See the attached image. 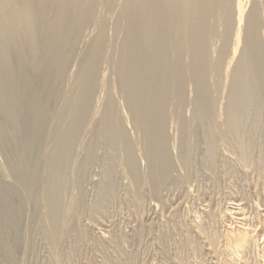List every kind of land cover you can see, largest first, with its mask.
<instances>
[{
    "label": "rangeland",
    "instance_id": "obj_1",
    "mask_svg": "<svg viewBox=\"0 0 264 264\" xmlns=\"http://www.w3.org/2000/svg\"><path fill=\"white\" fill-rule=\"evenodd\" d=\"M101 10H103V9H101ZM101 10H98L97 14H98V16L101 17V19L104 18L102 29H106L105 30L106 32H104V33H106V35H108V36L105 35L108 39H107V43L105 45V48L103 49V51L102 50L100 51V53H103L101 58L99 55L100 53L96 54L98 57V60L101 59L103 61H101V60L98 61V63H99L98 70L100 69L99 70L100 72L97 71V75H99V76L96 75L97 80H95L98 83L97 84L98 86L94 83L95 84V86L93 85L94 88L93 87L90 88L92 90V92L89 90L90 93H93V96L90 94L92 100H90V103L88 104V108L93 107V110L90 108V110L92 112L94 111V108L96 106L99 107L98 109H101L102 111H106L107 109L108 110H114V111L118 110L117 111L118 112L117 116L119 119L118 123L121 126V131H118V132L122 133L123 135L125 133L129 134L130 135V136L128 135L129 137H127V134H125L123 136V139L125 141H127V138H128L127 143H129V144H130V142H132V143L130 144V148H128V150H127L126 146L122 145L120 143V141H118L119 139H118V134H117L118 132L117 131H111L110 133L112 135H110V133H107L109 135H107V134L106 135L105 134L100 135L99 134V133H101L100 123H97L98 120L93 119V113L91 111L89 112V109L87 111V115L84 116L81 120H79V123H77L76 126H73L74 125L73 122L75 121L74 118H76V115H77L75 111H77V109L82 108L77 103V101L79 99L77 98L76 93H75L76 87L74 89V85L76 84V81L74 79L77 76V74H79L80 69L82 67V65H81L82 59H84L83 56L89 55V53L95 54L94 53L95 52L94 51L95 45L94 46H92V45H93V43H95V40L98 37L97 35L100 34V29H98V27L96 25L91 24V25L87 26L83 30L84 32L81 34V37H80L79 41L77 42V44L79 43L78 45L81 49L84 48V46H83L84 44H85V48L82 51L77 46L79 48V50L76 47L77 49H76V53L73 56L74 58L72 57L73 61L71 60L70 62L67 63L66 67L69 66L70 69L66 68L68 70L67 71L68 74L66 72V78H64V80H63L64 82L62 81L64 83V86L67 84L66 87H64L62 85V82H60L61 84L60 85L58 84L57 86H56V83H54V84L52 83L50 86L46 87V90H48V92H47L44 88H38L37 87L38 85H37L36 80L39 79V77H36L37 75L35 77H31V78L28 76L29 79L24 83L25 80H23L22 76H24V75H22L23 74L22 71H20V70L18 71L17 68L13 67V70H11L9 72V70H10L9 69L6 72L3 69L1 70V68H0V76H2V72H3V73H5V74H3L4 79H6V80H4L3 77H0L1 78L0 81L2 82V84L0 83L1 88H3L2 90H6V91L2 92V90L0 89L1 90V92H0V97H1V99H0L1 100V103H0L1 104V106H0V127H1V129H0V131L2 130L0 133H2L4 135V137L5 136L9 137V134H10V137L9 138L5 137V139L2 136V134H0L2 136V137L0 136V141L2 142V143L0 142V145L6 144L5 145L6 147L9 145L7 147V149L9 148L8 152L6 151L5 153H2L1 154L2 157H0V164H2L0 166V174L3 175V176L0 175V211H1L0 212V236L3 235L2 237H0V238H2V240H0V264H8V263L10 264V263H12V261H13L12 264H20V263L21 264H52V263L55 264L56 262H57L56 264H64V263L70 264V262L72 264H106V262H107V264H114V263L130 264V262H133V264H186V263L187 264H201V263H199V261L203 257L205 259L206 264H209V263L214 264L215 261L217 262V256L215 253H213V252L211 253V248L209 246H206V243H204V242H206L205 239L198 238L197 241L202 247L199 246L198 250L200 253H197L198 252L197 250H195V251H193V249L191 250L192 247L189 248L186 246H180L179 245L181 242L179 230L183 229L185 227V226L183 227L182 225H185V224L189 225L191 223L192 219L195 217V212H199L201 215L203 214L202 216L205 218L209 213H214L215 209H216L215 211H217V207H218V205H220L219 202H221L222 205H225L224 203L229 202L230 199H232V198L237 199L239 202H241L240 204L244 203L242 205V208L247 213H244V211H243V214H245V218H248L249 223L252 225H255L256 227L259 225V223H258L259 222V216L256 214L257 210H258V208H260L259 210L264 211V208H263L264 207V200H263L264 199V197H263L264 191H263V195H262V192L260 191V190H264L263 189L264 187L263 186L260 187V184H258V180H257L259 173H260V176H263V178H264V174H263L264 171L258 170V169H264V160H263L264 159V157H263L264 156L263 155L264 154V146H263L264 145V138H262V137H264V83H263L264 82V74H262V72H264V61H263L264 60L263 59L264 58V50H263L264 49V35H263L264 32L261 31V30L264 31V19H263L264 18V15H263L264 5H263V8H262L261 13H260V25L258 28V35H257L258 36V38H257L258 48L263 46L262 48H260V50H261L260 51V60H262L261 62H263V63H261L262 65H261V72H260L262 74V81H261L262 83L261 82L260 83L259 82H257V83L252 82L253 81L251 79L252 76H250V77L245 76V77H243L242 80H244L246 82L243 81V82H241L242 84L239 83L235 86L234 79H236V74H235L236 72L234 73V71L232 69V72L230 73V77H229L230 79L226 82V84L228 83L227 84L228 89H225L226 88V85L224 83L225 80L224 79L222 80L221 77H224V74H222L224 72L223 67L225 66L224 65L225 62L228 60L229 52H230L231 46H232V40L228 41V48L226 49L224 47V39L220 35V31H222L223 28L221 29V27H219L218 28V35L216 36V39H214L215 37H213V39H212L213 42L210 44V50H211L210 59L214 63L215 62L217 63L218 62L217 57H218L219 63L221 64L220 65L221 67L220 66L214 67L212 69L214 72L211 70L210 71L211 75L209 73V76H208V80H209L208 82H210L209 84H211L210 85L211 92L213 91V93H214V95L212 93L211 96L214 97L213 100L215 102V103H211V105L213 108L215 107L214 109H216V110L222 108L221 106H223V112L225 111L226 115L224 113L225 116L223 115L222 119H220V124H221L220 126L221 127L218 129L220 130V133L222 130V133H221L222 136L225 137V139L227 141L229 140L228 143L229 142L230 143L229 144L226 143L227 146L228 145H230V147H231V145L233 146V149L235 150V151L233 150V152H234L233 154L231 151L232 148L228 147V149H227L226 144L223 146L222 144L218 143L217 137L214 133L217 131L219 132V130H217V131L212 130L213 128L209 125V123L200 121V124H199V122H197V117H196L197 115L195 113L198 112V108L200 107V104L198 101H196V99H197V97H195L196 94H194L195 92H194L193 88H190L191 86L189 85V81H186L184 79L185 80L184 82L182 80L180 83L178 82V84L173 85L174 87H176L177 85L179 87V85H180L181 87H179V89L181 88L182 91L179 89H176V88H170V90L168 89L167 94H169V95L165 99L166 101H164L165 107L163 106V108H162L164 110L162 120L165 121L164 123H166V129H167L166 134L168 136V142H170V143L173 142L172 145L168 144V147L171 145V148L169 147V154L171 156V160H173V161L171 163L172 165H171L170 170L164 171V172L162 171L163 174L161 173V176L164 177V179L160 178V180H159V184H161L160 188H161V192H162L161 193L162 199L159 201L158 200L155 201V199L153 200L151 198V196L148 195L147 191H149V187H150L149 185L145 186L144 183L142 182V180L138 181L137 183L134 184L124 174L125 169H126L125 167H126L127 159H131L132 157L134 158L135 161L137 159L139 160L136 162L139 164L141 163L140 166L142 167L141 168L142 170H143V168H146L147 164L145 166L142 165L141 156H139L140 154L137 153L138 151L135 148L136 147L135 142H136V140H137V143L141 142L140 147H142L144 145L145 147H142V149H143V151H145L144 149L147 148V144H148V139H146V138H148V137L143 132L141 134L140 129L138 128V126L136 124L137 120H138V119H136L137 116H135V115L132 116V114H131L133 112V108L136 109V107H135V105L131 106L132 102H130V100L128 99L129 94H130L129 86H127V82H123V80L121 78H124V77L120 73V70L118 71L119 67L122 65L121 51L120 50H122L121 45L123 46L125 39H126L123 31H125L127 23L122 22L121 23L122 25L120 24L121 28L118 27V23H120V20H121V11L118 8H116V9H114V8L105 9V10H107V11L109 10L111 12L110 13L108 11L109 14H106L107 11L103 10L101 12ZM115 10H118V11L115 12ZM112 11L114 13L120 12V13H118L119 16L117 14L114 15V13ZM99 12L101 13L100 15H99ZM103 14L108 16V17L105 18L106 16H104ZM114 16H116V17H114ZM117 16L120 17L119 20L117 19ZM106 19L108 21H106ZM115 19H117L118 21ZM105 21H106V23H105ZM116 21L118 23H116ZM123 23H124V25H123ZM107 24H108V26H107ZM111 25H112V27H111ZM115 26H117V27H115ZM94 28H95V30H94ZM110 28L111 29L113 28L112 31L109 30ZM114 29H116L115 32H113ZM117 29H118V31H117ZM110 31H111V34H110ZM94 33H95V35H94ZM85 35L87 38L85 37ZM112 35H113V37H112ZM109 36H110V39H109ZM119 36H121V37L117 38ZM85 39H88V40H85ZM111 39H112V41H111ZM80 40L84 42L83 45L81 44L82 42ZM90 42L91 43L93 42V43L90 44ZM219 42L221 43L220 45H219ZM87 43H89L88 44L89 46H87ZM214 45H215V47H214ZM217 45L219 47H217ZM241 45H242L241 49L243 51L244 44L242 43ZM107 46H108V48H107ZM221 46H223V47H221ZM1 47H3V46L0 44V49L2 50V51L0 50V54L2 55V52L4 51V49H2ZM242 51H240V53H238L240 56L237 54L238 57L236 56V60L238 59V61L235 60L236 63L233 64V68L237 67V64H238L237 62H239V60H240ZM80 52H82V53H80ZM111 52H114V53L111 54ZM215 52H217V53H215ZM213 57L216 60L212 59ZM223 57H227V58H225L223 60V59H221ZM115 60H117V61H115ZM110 61H111V63H110ZM102 62H104V63H102ZM71 64H73V66ZM102 64H104L103 67L101 66ZM111 64H114V65L111 66ZM73 68H75V69H73ZM103 68H105V69H103ZM14 69H16L18 72L17 71L15 72ZM71 70H73V71L71 72ZM75 70H77V71L79 70V71L77 72ZM106 70L108 71L107 73L105 72ZM220 70H221V73H220ZM173 71L174 70H172V72ZM103 72H105L104 75H103ZM98 73H100V74H98ZM112 73H113V75H110ZM212 73L214 74V77H216V78L213 77ZM6 74H7V76H6ZM15 74H16V76H14ZM10 75H13V76L9 77ZM115 75H116V77L114 78L113 76H115ZM73 76H75V77H73ZM103 76L106 77V81H107V85L105 87H101V85L98 82ZM18 77H20V78L18 79ZM211 77L214 78L215 80H212ZM15 78L18 79L17 83H16ZM249 78H250V80H249ZM2 79H3V81H2ZM20 79H21V81H20ZM65 79H66V81H65ZM7 80L9 82L12 80L15 84V87H14V84L12 81L11 82L13 85L11 84V86H9ZM73 80H74V83H72ZM4 81H7V82H5V84H7V85H5V84L3 85ZM22 82H23V84H22ZM28 82L31 84H29ZM185 82H187V83H185ZM219 82L220 83L222 82L221 83L222 86H221V84H219ZM215 83H216V85H214ZM21 84H22V86H21ZM24 84H27V85H24ZM114 84L116 87L114 86ZM186 84H187V86H186ZM32 85H33V87H37V88H33V91H32ZM109 85H110V88H109ZM250 85H252V86H250ZM253 85H255L257 87H255V86L253 87ZM18 86H19V88H18ZM23 86H24L25 90L24 89L22 90ZM112 86L115 87L117 91L114 90L115 88H113ZM173 86H171V87H173ZM30 87H31V89H30ZM62 87H64V88H62ZM121 87H123L122 89H124V91L121 90ZM186 87H188V88H186ZM212 87H214V88H212ZM245 87H247V88H245ZM26 88H27V90H26ZM52 88H53V90H52ZM127 88H128V90H127ZM251 88L253 89L252 91L255 92V95H254V92L253 93L251 92ZM255 88H256V90H255ZM8 89H9V91H7ZM16 89H19V90H16ZM20 89H21V91H20ZM41 89H42V91H41ZM63 89H64V91H63ZM109 89H111L112 93L110 92ZM173 89L175 92L173 91ZM186 89H188L189 91ZM15 90L17 92H15ZM29 90H30V93H29ZM37 90L39 91L38 93H37ZM43 90H45V91L43 92ZM54 90L56 93L53 92ZM59 90H60V94H62V95L57 93V92H59ZM112 90L115 91L114 92L115 94L113 93ZM245 90H247V91L245 92ZM95 91H96V93H98V92L99 93L96 94V93H94ZM20 92L22 93L21 94L22 96L20 95ZM32 92H34V93H32ZM16 93L19 94V95H17V97H16ZM23 93H25V96ZM40 93H44V94H40ZM51 93H52V95H51ZM102 93H103L104 98L102 97ZM226 93H227V95H226ZM234 93H236L237 95L239 93H241V94H239V96H237ZM249 93L251 94L250 96H248ZM228 94H229L230 98H229ZM40 95H42V96H40ZM241 95H243V96H241ZM71 96H72V99H75V100L77 99V100L75 101V103H76L75 106L73 105L70 107V109H69L70 112H69V110H67V108H66V105H67L68 99L71 98ZM231 96L233 97V99ZM240 96L242 99L240 98ZM245 96H247V97L245 98ZM255 96H256V99H253L254 100L253 101L252 98L253 97L255 98ZM8 97H9V102H7ZM31 97L34 99V101L37 100L36 101L37 103L32 101L33 99ZM36 97H38L39 100ZM114 97H115V100H113ZM122 97H123V100L125 99L124 101L122 100ZM4 98H6L7 100L6 99L4 100ZM63 98H65V99L63 100ZM216 98H218V99H216ZM247 98H249V99H247ZM11 99L13 100V102ZM29 99L31 100L32 103L30 102ZM41 99L43 100L42 102H40ZM48 99H49V101H48ZM50 99H52L53 101ZM54 99H56V100H54ZM97 99L98 100L101 99L102 100L101 103H99ZM173 99H176V100H173ZM222 99H223V101H222ZM230 99H232V100H230ZM240 99L242 101V104H241ZM16 100L20 104H17L18 102H16ZM26 100H28V102ZM248 100L252 101V103H254V104L251 105L252 103L250 104L249 103L250 101H248ZM57 101H58V103H57ZM114 101H116V102H114ZM169 101H170V104H169ZM174 101L175 102L178 101V103H175ZM185 101H186V103H185ZM234 101L235 102L237 101V102L235 103ZM43 102L44 103L47 102L46 105H48V103L50 105L45 106V104ZM121 102L123 103V105ZM181 102H182V104H181ZM221 102L222 103L224 102V104H222ZM13 103H14V105H13ZM38 103L41 105H39ZM65 103H66V105H65ZM6 104H8V105H6ZM10 104H12V106H11L12 108L9 109ZM35 104H37L36 105L37 107L35 106ZM110 104L111 105L113 104V105L110 106ZM174 104L177 106H175ZM228 104L232 105V106H229ZM233 104L235 106H233ZM248 104H249V106H248ZM2 105L4 106L5 109H3ZM15 105L18 106V111H17V108ZM94 105H96V106H94ZM225 105H228V106L225 107ZM241 105L244 107H242ZM50 106H54V107H50ZM238 106H241L242 109ZM251 106H253V107H251ZM62 107H64V109ZM114 107H116V108L114 109ZM236 107H238V108H236ZM21 108L26 109V110H23ZM37 108H40L39 110L43 111V113H41V111H40V113H38L39 110ZM55 108H56V110H55ZM125 108L127 109V111ZM131 108H132V110H131ZM227 108H228V110H226ZM243 108L245 111L243 110ZM28 109L29 110L33 109V110L29 112ZM35 109H36V111H35ZM53 109L55 111H53ZM120 109L122 112L124 110L126 112H128L127 115L130 119H127L126 116H120L121 115V114H119ZM169 109H170V111H169ZM175 109L177 110L178 114L177 113L175 114V112H176ZM248 109H250V110H248ZM252 109H254V110L251 111ZM1 110H3V111H1ZM6 110H8L7 113H6ZM10 110L12 113L11 112L9 113ZM21 110H23V112H21ZM237 110H239V111H237ZM24 111H26V112L28 111V113H25ZM50 111H52L53 113ZM178 111H182L184 114H182V112L179 113ZM71 112H72V114H71ZM129 112H131V113H129ZM164 112H165L166 116L164 115ZM239 112H241V113H239ZM74 113H75V115H74ZM18 114H20V115H18ZM23 114H24V116H23ZM39 114H42V115L44 114V115L38 116ZM56 114H57V116H56ZM235 114L237 115V117H235L236 116ZM239 114H240V116H238ZM123 115H125L124 112H123ZM184 115H185V117H184ZM12 116H14V118ZM25 116H26V118H24ZM119 116H120V118H119ZM168 116L170 117V119ZM2 117H4V118H2ZM8 117H12V119H14V120H11V118H8ZM15 117H18V119ZM31 117L35 118V119L32 120ZM37 117H41V119L42 118L43 119L39 120L40 118H37ZM123 117H125V118H123ZM131 117H133V119ZM134 117H136V118L134 119ZM191 117H192V119H191ZM233 117L237 118L238 120H236V119L234 120ZM71 118H72V120H71ZM121 118H123L124 123L120 122V121H123ZM194 118H196V120ZM228 118H229V120H228ZM26 119H28V120H26ZM29 119H31V120L29 121ZM73 119H74V121H73ZM182 119H184L185 122ZM241 119H242V121H241ZM10 120H11V122H10ZM20 120H24V123H23V121H20ZM176 120H178V123L176 122ZM8 121L10 123H8ZM12 121L15 122L16 125ZM31 121H35V122H31ZM174 121H175V123H174ZM228 121L230 123H228ZM232 121H234L235 124H233ZM236 121L237 122L239 121L238 125H236L237 124ZM25 122L26 123L28 122L27 125H29V127L26 126L24 129H22L23 128L22 126L26 125ZM128 122H130V124ZM186 122H187V124H186ZM17 123H20V125L22 124L21 125L22 128H20L19 124L17 125ZM62 123H64V124H62ZM193 123H194V125H193ZM222 123L225 125H223ZM240 123H241V125H239ZM37 124H38V126H37ZM128 124H129V126H128ZM207 124H208V126H207ZM12 125L15 126L14 130L12 129L13 128ZM31 125L32 126L34 125V127L36 126L35 128H37V129L33 128ZM43 125H44V128H43ZM89 125H90V127H89ZM175 125H177L176 128H175ZM184 125H185V127L188 128V129L186 128L184 130L186 132L183 131V129L185 128ZM3 126L6 127V129ZM189 126H190V128H189ZM203 126H205V127H203ZM209 126H210V128H209ZM238 126H242V128L238 127ZM8 127H11V128H8ZM78 127L80 130H78ZM125 127L127 130L125 129ZM7 128H8V130H7ZM28 128L29 129L31 128V129L29 130ZM57 128H59V130ZM71 128L73 129V132H72ZM74 128H75V130H74ZM200 128H202V129H200ZM206 128H208V129H206ZM235 128H236V130H235ZM11 129H12V131H11ZM21 130H23V131H21ZM27 130H29V132H31V133H28ZM92 130H93V132H92ZM133 130H134V132H133ZM172 130H173V132H172ZM5 131H7L8 134L5 133ZM34 131H35V134H34L35 136L33 135ZM36 131H38V132L36 133ZM66 131H68V132H66ZM79 131H81V132H79ZM182 131H183V133H181ZM201 131H203L204 133ZM206 131H208V132H206ZM14 132L17 135L13 134ZM20 132L24 136H26V138L29 137V138H32L33 140L31 141V140H29V138H27L28 139L27 141H29V143L26 142V138L23 135H21ZM25 132L27 134H25ZM195 132H197L198 134L197 133L194 134ZM230 132H231V134H230ZM236 132H239V133H236ZM240 132H242V133H240ZM41 133H43V134L41 135ZM77 133L79 134V136ZM186 133H187V135H186ZM199 133H200V136H199ZM243 133H244V135H243ZM28 134L30 136L31 135L32 136L30 137ZM36 134L39 137H41L43 135L44 136H43V138L41 137L42 139L41 138L38 139L36 137ZM81 134H82V136H81ZM97 134H99V135H97ZM132 134H134V135H132ZM169 134H171V135L173 134V136L169 137L170 136ZM175 134H177V135L175 136ZM181 134L183 136L185 135L184 136L185 138ZM211 134L213 136L212 138H210ZM239 134H242V135H239ZM248 134H249V136H248ZM60 135H61V137H60ZM63 135H64V137H63ZM70 135H71V138H70ZM75 135H77V136L75 137ZM137 135H138V137H137ZM192 135L195 136V138L196 137H198V138L195 139L193 137L192 139H190V137ZM238 135L240 137H238ZM16 136H18V137H16ZM227 136H228V138H227ZM230 136H232V138ZM246 136H247V139H246ZM12 137H14L15 139ZM104 137H105V139H104ZM136 137L139 140L136 139ZM199 137L201 139H199ZM237 137L240 138L242 141L240 139L238 140ZM16 138H18V139H16ZM66 138L68 140L70 139L69 140L70 142L66 141L67 140ZM112 138L114 139L113 142H115V143H112V141H111ZM143 138H144V140H143ZM175 138H176V141L174 142ZM8 139L13 140L14 142L12 143L10 140L9 141L10 144L9 143L7 144ZM20 139H22V140H20ZM74 139H76V140L74 141ZM79 139H80V141H79ZM179 139L184 141V143L182 145H181V140H179ZM188 139H190V140H188ZM212 139L215 141H213ZM18 140L21 141L20 142L21 144L20 143L17 144ZM131 140H133V141H131ZM211 140H212V142H211ZM251 140H253V141H251ZM30 141L34 142V143L36 141V143L33 144L34 148L32 147V144H31V147L33 148V150L31 149L30 146H28L31 143ZM41 141L43 143H41ZM62 141H63V143H62ZM107 141H108V143H107ZM238 141H241V142L245 141V143H246V144L242 143V144H244V147L246 146L245 153L247 154V152H248L247 157H249L250 161H252V163L254 162L253 164H255V165H252L250 167L252 169V171H250L251 170L250 168H248V169L244 168L243 169V167L238 162L239 157H242L244 154L241 152L242 148L239 149L240 146L237 145ZM38 142H40L41 144ZM64 142H67L68 144L66 143L67 144L66 145ZM207 142H210V143L208 144ZM60 143H62V144H60ZM105 143H106V145H105ZM175 143H177V144H175ZM192 143H193V145H192ZM255 143H257L258 145L257 144L255 145ZM113 144H117V145H113ZM17 145H21V147H23V145H25V146L27 145L28 148L26 149L24 146L21 149V147L17 146ZM34 145H36V146H34ZM42 145L44 146L43 148H42ZM56 145H58L59 147H57ZM119 145H121V146H119ZM207 145H209V146L207 147ZM37 146L39 148H36ZM69 146L71 149L69 148ZM106 146H108V147H106ZM122 146H123L124 150L122 149ZM185 146H188L187 147L188 150L185 148ZM225 146H226V148H225ZM247 146L250 149L247 148ZM19 147H20V149H17ZM65 147L67 148L68 151L66 150ZM115 147L117 148V150L115 149ZM120 147H121V149H120ZM174 147H176V148H174ZM236 147H238V148H236ZM35 148L39 150V153H38V150H36ZM40 148H42V149L40 150ZM54 148L55 149L57 148V150H55ZM235 148L239 152H241V154H239V152ZM170 149H172V150L178 149V151L177 150L171 151ZM26 150H27V152H26ZM52 150L54 153H52ZM58 150H60V151L62 150V151L60 152ZM134 150H136L137 152ZM183 150L185 153H183ZM228 150H230V151H228ZM33 151H34V153H33ZM56 151H58V152H56ZM130 151H132V152H130ZM214 151H215V153H214ZM16 152L18 155L15 158ZM19 152L20 153L22 152V153L20 154ZM122 152H123V154H122ZM30 153H31V155H30ZM51 153H52V155H50ZM66 153H67V157H66ZM231 154H232V156H231ZM260 154H262L263 156ZM180 155L182 157H180ZM252 155H254L253 156L254 160L252 159ZM3 156H4V158H7V159H4ZM7 156L8 157L10 156V158H9L10 162H8V163H7V161H8ZM56 156H58V157H56ZM69 156H70V158H69ZM128 156H131V157L129 158ZM137 156H138V158H136ZM72 157H73V159H72ZM229 157L232 161L229 160ZM53 158L56 160L57 165L55 162L53 163V160H54ZM61 158H63L62 163H61ZM88 158H89V160H88ZM125 158H127V159H125ZM133 158H132V160H133ZM47 159L48 160L50 159L51 162H49ZM65 159L67 162L65 161ZM1 160H2V162H1ZM24 160H26L27 162ZM185 160H186V162H185ZM3 161H5V162H3ZM23 161L25 163H27L26 164L27 166H24L25 164ZM227 161L230 163H228ZM11 162L13 163V165H11L12 164ZM260 162L263 165L262 164L260 165ZM20 163H21V166L19 165ZM36 163H37V166L35 167L34 164L36 165ZM8 164H10V165L8 166ZM72 164L73 165L75 164V165L73 166ZM17 165H18V169H17V167H15ZM49 165H51V166H49ZM12 166H13V168H11ZM173 166H175V167H173ZM2 167H3V169H2ZM22 167L24 170H21V173H20L19 168L22 169ZM27 167H30L33 170V173H32V170H28L30 168H27ZM34 167H35V170H34ZM254 167L259 172L258 171L256 172V170H254ZM52 168H54V169H52ZM11 169H13L14 171ZM25 169H26V172H25ZM171 169H173V170H171ZM225 169H227V170L225 171ZM242 169L244 171H242ZM6 170H8L9 173H6ZM11 171H13V172H11ZM232 171L235 174H233ZM14 172H15V174L12 175V173H14ZM22 172H24V173H22ZM30 172H31V176L29 174ZM53 172H54V174H53ZM71 172L73 174H71ZM222 172H225V173H223L224 175L222 174ZM229 172H231L232 174H230ZM254 172H256V173H254ZM62 173H63V176H62ZM21 174H23V175H21ZM51 175H52V177H51ZM231 175H232V177H231ZM234 175H236V176L234 177ZM6 176H8L9 178H7ZM17 176H20V177L24 176L25 178H27V179L29 178V179L26 180L24 177H22V178H20L22 180H20V179L18 180ZM241 176H242V178H241ZM30 177H32L31 179L33 182L30 181L31 180ZM35 178L37 179V181ZM165 178L166 179L169 178V179L165 180ZM14 179L17 181H15ZM130 179H132V178L130 177ZM23 180H25L26 182L25 181L23 182ZM46 181H48V182H46ZM107 181H109V182H107ZM166 181H168V182H166ZM18 182H20V183H18ZM141 182L143 184H141ZM22 183H24V184H22ZM255 184L256 185L258 184L259 187L256 186ZM47 186L51 187V188L48 189ZM4 187H6V188H4ZM256 187H257V190H256ZM55 188H57V190ZM144 189H146L147 191H145ZM69 190H70V192H69ZM54 192H57L58 199L56 198V195L55 196L53 195ZM256 193H257V196L259 194L258 197L256 196ZM141 194H142L141 198L140 199L137 198ZM54 198L56 201L54 200ZM50 200H52L51 204H54V202H55V206L57 207V209L59 211L58 216H57V218H58L57 222H56V219H55V221L54 220L51 221L49 219V214L51 215V213L53 212L51 210L52 205H50ZM257 201L260 202L259 205H258L259 202L257 203ZM215 204H217V205H215ZM251 208H252V210H251ZM65 213H66V216L68 217L67 223L65 222V220H63L64 219L63 216L65 215ZM256 216H258V217H256ZM257 218H258V220H257ZM47 220H49V221H47ZM58 222L60 225L58 224ZM63 222H64V224H63ZM52 226H53V228H52ZM180 226L183 228H181ZM221 226H222L221 224L216 225V227L219 230H221ZM167 227H168V230H167ZM257 228L260 230V233L264 232V226H260V228L259 227H257ZM57 229H58V232L61 231L63 234L60 238L57 237V238L53 239L51 236V235H53L52 232L58 233ZM66 229H67V231H66ZM101 232L105 233V235H106L105 239L101 238ZM48 234H49V236H48ZM63 237H64V239H63ZM200 241H202V242H200ZM4 242H5V244H4ZM205 246H206V248H204ZM202 248L204 249V251L202 250ZM177 250H178V252H177ZM200 250H202V251H200ZM190 251L192 252V254H190L191 253ZM202 253H203V255H202ZM193 254H196V255L193 256ZM189 255L191 256V258ZM205 255H208V256H205ZM178 256L179 257L182 256L183 258L185 257L186 259H184V262H180L179 261L180 258ZM195 256L198 257V261H197V257H195ZM60 257L61 258L63 257V258L61 259ZM192 257H194V258H192ZM4 258H5V260H4ZM176 258H178V259H176ZM9 260H10V262H9ZM61 260L64 263H62ZM77 260H78V262H77ZM202 264H204V263H202Z\"/></svg>",
    "mask_w": 264,
    "mask_h": 264
},
{
    "label": "bare ground",
    "instance_id": "obj_2",
    "mask_svg": "<svg viewBox=\"0 0 264 264\" xmlns=\"http://www.w3.org/2000/svg\"><path fill=\"white\" fill-rule=\"evenodd\" d=\"M264 5V0H0V44L4 47H1L2 49H4V51L2 52V55L0 54V68L1 70L3 69L4 71H8L9 72L11 70H13V67L17 68L18 71H22V76L24 83L29 79V77H39V79L36 80L37 82V87L38 88H44L46 90L47 86H50L52 83H56V86L59 84H61L60 82H62L64 80V78H66V72L68 71L66 68L70 69L69 66H67V63L70 62L74 57V54L76 53V49L79 47V43L77 44V42L79 41L81 34L84 32L83 30L93 24L96 25L98 27V29H100V34L97 35V39L95 40V43H93L92 46L95 45V49H94V53L95 54H90L83 56L84 59H82V67L80 69L79 74H77V76H73L75 77V81H76V86L74 85V89L76 87V96L79 99L77 101L78 105H80L82 108L81 109H77L76 112V118L75 121L73 119V126H76L77 123H79V120H81L84 116L87 115V111L89 109V112L91 111L90 108L93 110V107L88 108V104L90 103L91 96L90 94L93 96V93H90V91L92 92V90L90 88L93 87V85L95 86V84L97 85L98 83L95 81L97 80L96 77L99 76L97 75V71L98 70V66L99 63L98 61H100L101 56L103 53H100V51L105 48V45L107 43V37L108 35H106L105 30L106 29H102L103 28V22H104V18L101 19L100 16H98L97 11L98 10H105V9H111V8H118L121 11V20L120 23H118L117 21L119 20L120 17H118V13H114L117 14V20L116 23H118V27H120V24L122 22H126L127 26L124 32L125 34V42L123 44L122 50L121 51V62L122 65L119 67L118 71L120 70V73L122 74V76L124 78H121L123 80V82H127V86H129V100L130 102H132V105H135L136 109L133 108V112H129L132 114V116H137L134 117V119H138L137 120V126L140 129V132L142 134V132L144 134L147 135L148 138V144H147V148L144 149L145 151H143L142 147H145L144 145L142 147H140L141 142L137 143L136 140V151L137 153H139L141 156V161H142V165L146 166V168H143V170L141 169L142 167L140 166L139 163H137L136 161H139L138 159L135 161L134 158L132 160L131 159H127L126 162V169H125V176L127 178H129V180H131V182H133L134 184L137 183L138 181H141L144 183L145 186H150L149 187V191H147L146 189H144L145 191L148 192V195L151 196V198L155 201H159L162 198L161 195V188L159 184V180L160 178H163L161 176L162 171H169L171 168V163L173 160H171V156L169 154V147L171 148L172 143L168 142V136H167V132H166V123H164L165 121L162 120L163 118V106H164V101H166L165 99L167 98V96L169 94L168 93V89L170 90V88H176L179 89V87H181L179 85L174 87L173 85L178 84V82L180 83L182 80L183 82L189 81V85L191 86L190 88H193L194 90V94H196L195 97H197L196 101L199 102L200 107L198 108V112L195 113L197 116V122L200 121L202 122H206L209 123V125L213 128L212 130L217 131L219 130L218 128H220L221 124H220V119H222V116L224 115L225 111L223 112V106H221L222 108L220 109H214L211 105V103H215L214 102V97H212V93L211 92V87L209 84L210 82H208V76L210 71L217 66H220L221 64L219 63V58L218 62L214 63L211 59H210V54H211V50H210V44L213 42V37H215L214 39H216V36L218 35V28L221 27L222 31H220V35L221 37L224 39V47L227 49L228 48V41L232 40V46H231V50L229 52V57L228 60L225 62V66L224 68V72L222 74H224V77H221L222 80L224 79V83L226 85L225 89L227 88V84L226 82L230 79V73L232 72V69L234 71V73L236 74V79H234L235 82V86L237 84H242L241 82H243L244 80L243 77L245 76H252V82H261L262 81V74H264V72H261V62L262 60H260V48H262L263 46H261L260 48H258V44H257V38H258V28L260 25V13L261 10L263 8ZM101 10V12L103 11ZM107 11V10H105ZM109 11V10H108ZM107 11V12H108ZM118 10H115V12ZM106 14H109V12ZM111 13V12H110ZM101 13L99 12V15ZM104 15V14H103ZM102 15V16H103ZM264 15V13H263ZM106 16V15H104ZM103 16V17H104ZM108 16H106L105 18H107ZM116 17V16H114ZM112 18V17H111ZM109 19V18H108ZM264 19V18H263ZM103 20V21H102ZM111 20V19H110ZM106 21H108L106 19ZM105 21V23H106ZM112 21V20H111ZM113 22V21H112ZM115 23V22H114ZM109 24V23H108ZM107 24V26H108ZM111 24V23H110ZM117 25V24H116ZM122 25V24H121ZM124 25V23H123ZM262 25V24H261ZM95 26V27H96ZM106 26V25H105ZM104 26V27H105ZM94 27V26H93ZM112 27V25H111ZM117 27V26H115ZM124 27V26H123ZM107 28V27H106ZM121 28V27H120ZM261 28V27H260ZM113 29V28H112ZM112 29L110 28L109 30L112 31ZM88 30V29H87ZM95 30V28H94ZM104 30V31H103ZM116 29H114L113 32H115ZM121 30V29H120ZM123 30V29H122ZM220 30V29H219ZM90 31V30H89ZM88 31V32H89ZM108 31V30H107ZM110 31V34H111ZM118 31V29H117ZM262 32H264L263 30H261ZM87 33V32H86ZM85 33V34H86ZM93 33V32H92ZM91 33V34H92ZM108 34V33H107ZM114 34V33H113ZM84 35V34H83ZM93 35V34H92ZM95 35V33H94ZM106 35V36H105ZM117 35V34H116ZM264 35V34H263ZM122 36V35H121ZM121 36L117 37L120 38ZM124 36V35H123ZM86 37V35H85ZM91 37V36H90ZM113 37V35H112ZM111 37V38H112ZM220 37V38H221ZM262 37V36H261ZM260 37V38H261ZM83 38V37H82ZM87 38V37H86ZM219 38V37H218ZM231 38V39H230ZM259 38V39H260ZM263 38V37H262ZM93 39V38H92ZM110 39V36H109ZM88 40V39H85ZM119 40V39H118ZM221 40V39H220ZM81 41V40H80ZM91 41V40H90ZM112 41V39H111ZM115 41V40H114ZM122 41V40H121ZM219 41V40H218ZM82 45L84 44L83 41H81ZM89 42V41H88ZM221 42V41H220ZM219 42V45L221 44ZM223 42V41H222ZM90 42V44H92ZM215 43V42H214ZM244 44V48L243 51L241 49V44ZM89 43H87V46ZM110 44V43H109ZM115 44V43H114ZM262 45V44H261ZM78 46V47H77ZM85 48V44L83 45ZM91 46V47H92ZM77 47V48H76ZM90 47V48H91ZM114 47V46H113ZM215 47V45H214ZM217 47H219L217 45ZM223 47V46H221ZM220 47V48H221ZM80 48V47H79ZM78 48V50H79ZM83 48V49H84ZM89 48V47H88ZM87 48V49H88ZM94 48V47H93ZM108 48V46H107ZM119 48V47H118ZM224 48V49H225ZM81 49V48H80ZM83 49H81L83 51ZM215 49V48H214ZM223 49V48H222ZM241 49V50H240ZM1 50V49H0ZM80 50V51H81ZM89 50V49H88ZM87 50V51H88ZM113 50V49H112ZM264 50V49H263ZM2 51V50H1ZM85 51V50H84ZM90 51V50H89ZM88 51V52H89ZM119 51V52H120ZM222 51V50H221ZM241 52V57L239 62H237V67L233 68V64L236 63V61H238V59L236 60V56L238 57V53ZM86 52V51H85ZM84 52V53H85ZM97 52V53H96ZM105 52V51H104ZM107 52V51H106ZM110 52V51H109ZM118 52V53H119ZM263 52V51H262ZM82 53V52H80ZM100 53V60H98V57L96 54ZM114 52H111V54ZM217 53V52H215ZM120 54V53H119ZM213 54V53H212ZM238 54V55H237ZM106 55V54H105ZM104 55V56H105ZM108 55V54H107ZM116 55V54H115ZM219 55V54H218ZM224 55V54H223ZM214 56V55H213ZM240 56V55H239ZM73 57V58H72ZM104 58V57H103ZM102 58V59H103ZM108 58V57H107ZM116 58V57H115ZM227 57H223L221 59H225ZM118 59V58H117ZM214 59V57L212 58ZM220 59V60H221ZM264 59V58H263ZM76 60V59H75ZM111 60V59H110ZM120 60V59H119ZM216 60V59H214ZM236 60V61H235ZM73 61V60H72ZM103 61V60H101ZM117 61V60H115ZM264 61V60H263ZM113 62V61H112ZM104 63V62H102ZM111 63V61H110ZM101 64V63H100ZM107 64V63H106ZM73 66V64H71ZM114 64H111V66ZM120 65V64H119ZM102 67L104 66V64L101 65ZM71 67V66H70ZM76 67V66H75ZM109 67V66H108ZM118 67V66H117ZM221 67V66H220ZM77 68V67H76ZM101 68V67H100ZM75 69V68H73ZM78 69V68H77ZM105 69V68H103ZM109 69V68H108ZM263 69V68H262ZM172 70H174L172 72ZM14 71L16 72L17 70L14 69ZM13 71V72H14ZM17 71V72H18ZM73 70H71L72 72ZM77 71V70H75ZM79 71V70H78ZM77 71V72H78ZM110 71V70H109ZM113 71V70H112ZM213 71V70H212ZM100 72V71H99ZM106 73L108 72L107 70L105 71ZM105 72H103V75L105 74ZM171 72V73H170ZM214 72V71H213ZM21 73V72H20ZM74 73V72H73ZM76 73V72H75ZM111 73V72H110ZM119 73V72H118ZM221 73V70H220ZM219 73V74H220ZM5 73L2 72V76L4 79V75ZM11 74V73H10ZM17 74V73H16ZM16 74L14 76H16ZM19 74V73H18ZM68 74V72H67ZM71 74V73H70ZM100 74V73H98ZM218 74V73H217ZM21 75V74H20ZM34 75V76H33ZM97 75V76H96ZM107 75V74H106ZM105 75V76H106ZM110 75H113L110 74ZM211 75V73H210ZM213 77L214 74L212 73ZM7 76V74H6ZM5 76V77H6ZM13 75H10L9 77H12ZM18 76V75H17ZM29 76V77H28ZM118 76V75H117ZM21 77V78H22ZM112 77V76H111ZM114 78L116 77L113 76ZM20 77H18L19 79ZM69 78V77H68ZM113 78V79H114ZM216 78V77H214ZM214 78L211 77L212 80H215ZM235 78V77H234ZM1 79V78H0ZM2 79V81H3ZM9 79V78H8ZM13 79V78H12ZM16 80V83L18 82ZM71 79V78H70ZM99 79V78H98ZM110 79V78H109ZM112 79V78H111ZM185 79V80H184ZM6 80V79H4ZM74 80L72 83H74ZM250 80V78H249ZM8 81V80H7ZM3 82V85L5 84V82ZM12 81V80H11ZM8 81V85L11 86L12 82ZM21 81V79H20ZM50 81V82H49ZM66 81V79H65ZM64 82V81H63ZM62 82V85L64 86V83ZM70 82V81H69ZM99 84L101 85V87H105L107 85V81H106V77H102L99 81ZM212 82V81H211ZM246 82V81H244ZM248 82V81H247ZM251 82V81H250ZM0 83L2 84V82L0 81ZM29 83V82H28ZM66 83V82H65ZM95 83V84H94ZM109 83V82H108ZM187 83V82H185ZM222 83V82H221ZM219 82V84H221ZM258 83V84H259ZM262 83V82H261ZM264 83V82H263ZM14 84V82H13ZM12 84V85H13ZM23 84V82H22ZM21 84V86H22ZM31 84V83H29ZM124 84V83H123ZM122 84V85H123ZM246 84V83H245ZM253 84V83H252ZM255 84V83H254ZM7 85V84H5ZM27 85V84H24ZM67 85V84H66ZM66 85L64 87H66ZM72 85V84H71ZM111 85V84H110ZM109 85V88H110ZM117 85V84H116ZM183 85V84H182ZM185 85V84H184ZM216 85V83L214 84ZM232 85V84H231ZM257 85V84H256ZM263 85V84H262ZM20 86V85H19ZM18 86V88H19ZM30 86V85H29ZM36 86V85H35ZM98 86V85H97ZM115 86V84H114ZM166 86V87H165ZM173 86V87H171ZM187 86V84H186ZM218 86V85H217ZM222 86V84H221ZM243 86V85H242ZM252 86V85H250ZM255 85H253L254 87ZM15 87V84H14ZM27 87V86H26ZM37 87H33L32 85V91L33 88H37ZM62 87V88H64ZM69 87V86H68ZM72 87V86H71ZM113 87V86H112ZM116 87V86H115ZM113 87V88H115ZM178 87V88H177ZM184 87V86H183ZM257 87V86H255ZM22 88V87H21ZM61 88V87H60ZM94 88V87H93ZM123 87H121V90L124 91V89H122ZM188 88V87H186ZM214 88V87H212ZM221 88V87H220ZM224 88V87H223ZM247 88V87H245ZM260 88V87H259ZM263 88V87H262ZM0 89L2 90L3 88H1L0 85ZM25 90L24 86L22 88V90ZM31 89V87H30ZM66 89V88H65ZM72 89V88H71ZM112 89V88H111ZM111 89L110 92H111ZM235 89V88H234ZM238 89V88H237ZM244 89V88H243ZM258 89V88H257ZM0 90V92H1ZM19 90V89H16ZM15 90V92H17ZM27 90V88H26ZM43 90V92L45 91ZM50 90V89H49ZM53 90V88H52ZM51 90V91H52ZM90 90V91H89ZM99 90V89H98ZM116 90V88L114 89ZM119 90V89H118ZM128 90V88H127ZM179 90L182 91V89L180 88ZM178 90V91H179ZM188 90V89H186ZM213 90V89H212ZM215 90V89H214ZM253 89L251 88V92L253 93L254 91H252ZM256 90V88H255ZM259 90V89H258ZM6 91V90H2ZM9 91V89L7 90ZM21 91V89H20ZM35 91V90H34ZM42 91V89H41ZM48 92V90H46ZM50 91V92H51ZM64 91V89H63ZM62 91V92H63ZM75 91V90H74ZM94 91V90H93ZM97 91V90H96ZM96 91L94 93H96ZM105 91V90H104ZM103 91V92H104ZM113 91V90H112ZM117 91V90H116ZM174 91V89H173ZM172 91V92H173ZM177 91V90H176ZM184 91V90H183ZM189 91V90H188ZM187 91V92H188ZM219 91V90H218ZM228 91V90H227ZM242 91V90H241ZM247 90H245L246 92ZM249 91V90H248ZM19 92V91H18ZM39 91L37 90V93ZM54 93L55 90L53 91ZM52 92V93H53ZM61 92V93H62ZM66 92V91H65ZM64 92V93H65ZM73 92V91H72ZM109 92V93H110ZM115 91H113L114 93ZM121 92V91H120ZM128 92V91H127ZM126 92V93H127ZM175 92V91H174ZM185 92V91H184ZM226 92V91H225ZM224 92V93H225ZM250 92V91H249ZM262 92V91H261ZM8 93V92H7ZM10 93V92H9ZM30 93V90H29ZM34 93V92H32ZM31 93V94H32ZM36 93V94H37ZM46 93V92H45ZM51 93V95H52ZM58 94H60V90L59 92H57ZM63 93V94H64ZM99 93V92H98ZM96 93V94H98ZM112 93V92H111ZM177 93V92H176ZM223 93V92H222ZM233 93V92H232ZM244 93V92H243ZM257 93V92H256ZM12 94V93H11ZM15 94V93H14ZM22 93L20 92V95ZM25 96V93H23ZM40 94H44V93H40ZM115 94V93H114ZM124 94V93H123ZM122 94V95H123ZM173 94V93H172ZM171 94V95H172ZM175 94V93H174ZM186 94V93H185ZM192 94V93H191ZM190 94V95H191ZM220 94V93H219ZM236 94V93H234ZM241 94V93H239ZM239 94L237 96H239ZM260 94V93H259ZM258 94V95H259ZM2 95V94H1ZM16 93V97H17ZM35 95V94H34ZM47 95V94H46ZM55 95V94H54ZM57 95V94H56ZM62 95V94H60ZM74 95V94H73ZM100 95V94H99ZM112 95V94H111ZM177 95V94H176ZM181 95V94H180ZM214 95V93H213ZM216 95V94H215ZM227 95V93H226ZM248 95V94H247ZM251 94L249 93L248 96H250ZM255 95V92H254ZM261 95V94H260ZM263 95V94H262ZM7 96V95H6ZM11 96V95H10ZM22 96V95H21ZM30 96V95H29ZM33 96V95H32ZM42 96V95H40ZM49 96V95H48ZM68 96V95H67ZM75 96V95H74ZM118 96V95H117ZM125 96V95H124ZM128 96V95H127ZM188 96V95H187ZM217 96V95H216ZM225 96V95H224ZM223 96V97H224ZM229 96V94H228ZM233 96V95H232ZM231 96V97H232ZM235 96V95H234ZM243 96V95H241ZM240 96V98H241ZM5 97V96H4ZM20 97V96H19ZM18 97V98H19ZM35 97V96H34ZM45 97V96H44ZM54 97V96H53ZM59 97V96H58ZM102 97L103 93H102ZM180 97V96H179ZM183 97V96H182ZM189 97V96H188ZM220 97V96H219ZM247 96H245L246 98ZM252 97V96H251ZM22 98V97H21ZM32 98V97H31ZM30 98V99H31ZM38 99V97H36ZM47 98V97H46ZM56 98V97H55ZM67 98V97H66ZM111 98V97H110ZM169 98V97H168ZM187 98V97H186ZM230 98V96H229ZM250 98V97H249ZM247 98V99H249ZM262 98V97H261ZM1 99V97H0ZM6 98H4L5 100ZM14 99V98H13ZM29 99V100H30ZM33 99V98H32ZM44 99V98H43ZM57 99V98H56ZM54 99V100H56ZM65 98H63L64 100ZM102 99V98H101ZM101 99H97L99 103H101ZM113 99V98H112ZM188 99V98H187ZM218 99V98H216ZM221 99V98H220ZM228 99V98H227ZM233 99V97H232ZM230 99V100H232ZM236 99V98H235ZM242 99V98H241ZM240 99V101H241ZM244 99V98H243ZM246 99V100H247ZM253 99H256L253 97ZM260 99V98H259ZM7 100V99H6ZM12 100V99H11ZM19 100V99H18ZM24 100V99H23ZM39 100V99H38ZM45 100V99H44ZM47 100V99H46ZM52 100V99H50ZM62 100V101H63ZM77 100V99H76ZM75 99L71 98L68 99L67 101V105L66 108L67 110L70 109L71 106H75ZM108 100V99H107ZM115 100V97L114 99ZM117 100V99H116ZM123 100V97H122ZM125 100V99H124ZM123 100V101H124ZM171 100V99H170ZM176 100V99H173ZM225 100V99H224ZM28 102V100H26ZM34 101V99L32 100ZM37 100H35L34 102H36ZM43 100L41 99L40 102H42ZM49 101V99H48ZM53 101V100H52ZM59 101V100H58ZM57 101V103H58ZM179 101V100H178ZM175 102V103H178ZM223 101V99H222ZM245 101V100H244ZM250 101V100H248ZM254 101V100H253ZM258 101V100H257ZM3 102V101H2ZM6 102V101H5ZM7 102H9V97ZM13 102V100H12ZM15 102V101H14ZM16 102H18L16 100ZM31 102V100H30ZM51 102V101H50ZM60 102V101H59ZM65 102V101H64ZM96 102V101H95ZM108 102V101H107ZM113 102V101H112ZM116 102V101H114ZM173 102V101H172ZM218 102V101H217ZM229 102V101H228ZM235 102V101H234ZM233 102V103H234ZM237 102V101H236ZM235 102V103H236ZM259 102V101H258ZM1 103V100H0ZM32 103V102H31ZM37 103V102H36ZM44 103V102H43ZM61 103V102H60ZM59 103V104H60ZM94 103V102H93ZM122 103V102H121ZM168 103V102H167ZM186 103V101H185ZM222 103V102H221ZM220 103V104H221ZM250 104L252 103V101L249 102ZM256 103V102H255ZM17 104H20L19 102ZM39 104V103H38ZM45 106L50 105L47 102L44 103ZM63 104V103H62ZM108 104V103H107ZM117 104V103H116ZM115 104V105H116ZM130 104V103H129ZM170 104V101H169ZM172 104V103H171ZM182 104V102H181ZM224 104V102L222 103ZM230 104V103H229ZM228 104V105H229ZM232 104V103H231ZM242 104V101H241ZM244 104V103H243ZM254 103H252L251 105H253ZM258 104V103H257ZM5 105V104H4ZM8 105V104H6ZM14 105V103H13ZM23 105V104H22ZM25 105V104H24ZM27 105V104H26ZM30 105V104H29ZM28 105V106H29ZM37 104H35L36 106ZM41 105V104H39ZM54 105V104H53ZM61 105V104H60ZM93 105V104H92ZM105 105V104H104ZM113 105V104H112ZM110 104V106H112ZM123 105V103H122ZM175 105V104H174ZM218 105V104H217ZM228 105H225V107H227ZM247 105V104H246ZM1 106V104H0ZM12 104H10V108ZM16 106V105H15ZM31 106V105H30ZM29 106V107H30ZM59 106V105H58ZM64 106V105H63ZM91 106V105H90ZM96 106V105H94ZM120 106V105H119ZM118 106V107H119ZM130 106V105H129ZM177 106V105H175ZM199 106V105H198ZM232 106V105H229ZM233 106H235L233 104ZM242 106V105H241ZM241 106H238L241 108ZM249 106V104H248ZM3 109L4 106L2 105ZM20 107V106H19ZM23 107V106H22ZM37 107V106H36ZM39 107V106H38ZM50 107H54V106H50ZM49 107V108H50ZM65 107V106H64ZM64 107H62L64 109ZM97 107V106H96ZM94 108L93 113V119L98 120L97 123H100V131L101 133H99L100 135H106L107 133H110L111 131H121V126L118 123L119 119H118V110H106V111H102L101 109ZM165 107V106H164ZM212 107V108H211ZM218 107V106H217ZM236 107V108H238ZM244 107V106H242ZM253 107V106H251ZM17 111H18V106H16ZM15 108V109H16ZM24 108V107H23ZM21 108V109H23ZM61 108V109H62ZM112 108V107H111ZM116 107H114L115 109ZM167 108V107H166ZM180 108V107H179ZM235 108V109H236ZM247 108V107H246ZM7 109V108H6ZM8 109V110H9ZM14 109V110H15ZM31 109V108H30ZM38 110L40 108H37ZM44 109V108H43ZM42 109V110H43ZM103 109V108H102ZM126 109V108H125ZM242 109V108H241ZM257 109V108H256ZM6 110V113L7 111ZM26 110V109H23ZM23 110H21V112H23ZM29 110V109H28ZM33 110V109H32ZM32 110H29L32 111ZM56 110V108H55ZM53 109V111H55ZM73 110V109H72ZM132 110V108H131ZM176 110V109H175ZM195 110V109H194ZM228 110V108L226 109ZM234 110V109H233ZM232 110V111H233ZM244 110V108H243ZM250 110V109H248ZM254 109H252L251 111H253ZM3 111V110H1ZM13 111V110H12ZM36 111V109H35ZM34 111V112H35ZM41 110H39L38 113H40ZM127 111V109H126ZM125 110L123 111L125 115H123V112L120 109V116H126L127 119H130L127 115L128 112H126ZM170 111V109H169ZM239 111V110H237ZM245 111V110H244ZM247 111V110H246ZM250 111V112H251ZM5 112V111H4ZM11 112V110L9 111V113ZM20 112V111H19ZM18 112V113H19ZM25 113H28V111H24ZM52 112V111H50ZM61 112V111H60ZM70 112V110H69ZM126 112V113H125ZM179 113L182 111H178ZM191 112V111H190ZM12 113V112H11ZM37 113V112H36ZM37 113V114H38ZM41 113H43V111H41ZM48 113V112H47ZM53 113V112H52ZM177 113V110L175 112V114ZM189 113V112H188ZM233 113V112H232ZM241 113V112H239ZM252 113V112H251ZM5 114V113H4ZM3 114V115H4ZM50 114V113H49ZM72 114V112H71ZM170 114V113H169ZM178 114V113H177ZM182 114H184L182 112ZM9 115V114H8ZM14 115V114H13ZM20 115V114H18ZM43 116L42 114H39L38 116ZM53 115V114H52ZM59 115V114H58ZM75 115V113H74ZM89 115V114H88ZM165 115V112H164ZM226 115V113H225ZM224 115V116H225ZM236 115V114H235ZM244 115V114H243ZM15 116V115H14ZM14 116H12L14 118ZM24 116V114H23ZM57 116V114H56ZM55 116V117H56ZM119 116V118H120ZM166 116V115H165ZM176 116V115H175ZM178 116V115H177ZM192 116V115H191ZM230 116V115H229ZM240 116V114L238 115ZM7 117V116H6ZM12 117H8L12 119ZM21 117V116H20ZM45 117V116H44ZM48 117V116H47ZM46 117V118H47ZM75 117V116H74ZM169 117V116H168ZM174 117V116H173ZM181 117V116H180ZM185 117V115H184ZM195 117V116H194ZM237 117V115L235 116ZM234 118V120H238L237 118ZM4 118V117H2ZM7 118V119H8ZM18 119V117H15ZM23 118V117H22ZM21 118V119H22ZM26 118V116L24 117ZM32 118V117H31ZM40 118L39 120H42L41 117H37ZM45 118V119H46ZM73 118V117H72ZM71 118V120H72ZM125 118V117H123ZM123 118H121L123 120ZM133 119V117H131ZM166 118V117H165ZM175 118V117H174ZM188 118V117H187ZM241 118V117H240ZM35 118H32V120ZM70 119V118H69ZM86 119V118H85ZM92 119V118H91ZM167 119V118H166ZM170 119V117H169ZM168 119V120H169ZM177 119V118H176ZM179 119V118H178ZM181 119V118H180ZM192 119V117H191ZM196 120V118H194ZM231 119V118H230ZM3 120V119H2ZM10 120V122H11ZM28 120V119H26ZM31 119H29L30 121ZM38 120V121H39ZM55 120V119H54ZM184 120V119H182ZM227 120V119H226ZM229 120V118H228ZM7 121V120H6ZM19 121V120H18ZM23 121L24 120H20ZM37 121V120H36ZM128 121V120H127ZM126 121V122H127ZM194 121V120H193ZM208 121V122H207ZM231 121V120H230ZM242 121V119H241ZM240 121V122H241ZM244 121V120H243ZM2 122V121H1ZM8 121V123H10ZM13 122V121H12ZM31 122H35V121H31ZM67 122V121H66ZM121 123H124L123 121H120ZM125 122V123H126ZM131 122V121H130ZM130 122H128L130 124ZM168 122V121H167ZM171 122V121H170ZM176 122L178 123V120H176ZM183 122V121H182ZM185 122V120H184ZM222 122V121H221ZM233 124H235L234 121H232ZM239 122V121H238ZM238 122L236 121V125H238ZM15 123V122H13ZM26 123V122H25ZM28 123V122H27ZM23 125L21 127L20 123H17V125L19 124L20 128L24 129L26 126L29 127V125ZM38 123V122H37ZM84 123V122H83ZM86 123V122H85ZM175 123V121H174ZM176 123V124H177ZM228 123H230L228 121ZM254 123V122H253ZM34 124V123H33ZM64 124V123H62ZM128 124V126H129ZM133 124V123H132ZM135 124V123H134ZM187 124V122H186ZM185 124V125H186ZM223 124V123H222ZM16 125V123H15ZM35 125V124H34ZM34 125L32 126L33 128ZM51 125V124H50ZM127 125V124H126ZM173 125V124H172ZM171 125V126H172ZM184 125V127H185ZM190 125V124H189ZM194 125V123H193ZM198 125V124H197ZM203 125V124H202ZM225 125V124H223ZM235 125V126H236ZM241 125V123L239 124ZM5 126V125H4ZM3 126V127H4ZM13 126V125H12ZM38 126V124H37ZM40 126V125H39ZM46 126V125H45ZM56 126V125H55ZM62 126V125H61ZM96 126V125H95ZM94 126V127H95ZM131 126V125H130ZM177 125H175L176 128ZM182 126V125H181ZM180 126V127H181ZM208 126V124H207ZM209 126V128H210ZM13 126V130H14ZM66 127V126H65ZM90 127V125H89ZM123 127V126H122ZM168 127V126H167ZM179 127V126H178ZM196 127V126H195ZM194 127V128H195ZM201 127V126H200ZM205 127V126H203ZM225 127V126H224ZM232 127V126H231ZM241 127L242 126H238ZM6 129V127H4ZM11 128V127H8ZM7 128V130H8ZM32 128V129H33ZM39 128V127H38ZM44 128V125H43ZM42 128V129H43ZM63 128V127H62ZM81 128V127H80ZM124 128V127H123ZM129 128V127H128ZM132 128V127H131ZM130 128V129H131ZM169 128V127H168ZM172 128V127H171ZM174 128V129H175ZM183 128V127H182ZM187 127H185L183 129V131L186 129ZM190 128V126H189ZM257 128V127H256ZM1 129V127H0ZM11 129V131H12ZM29 129V128H28ZM31 129V128H30ZM29 129V130H30ZM37 129V128H35ZM41 129V130H42ZM59 130V128H57ZM72 129V128H71ZM87 129V128H86ZM126 129V127H125ZM124 129V130H125ZM137 129V128H136ZM188 129V128H187ZM202 129V128H200ZM208 129V128H206ZM225 129V128H224ZM223 129V130H224ZM17 130V129H16ZM28 133H31L29 132ZM40 130V129H39ZM38 130V131H39ZM75 130V128H74ZM78 130L79 127H78ZM95 130V129H94ZM127 130V129H126ZM176 130V129H175ZM182 130V129H181ZM192 130V129H191ZM195 130V129H194ZM204 130V129H203ZM236 130V128H235ZM238 130V129H237ZM243 130V129H242ZM245 130V129H244ZM2 131V130H1ZM0 131V132H1ZM19 131V130H18ZM23 131V130H21ZM32 131V130H31ZM36 131V133L38 132ZM65 131V130H64ZM183 131L181 133H183ZM189 131V130H188ZM187 131V132H188ZM210 131V130H209ZM252 131V130H251ZM68 132V131H66ZM73 132V129H72ZM81 132V131H79ZM85 132V131H84ZM93 132V130H92ZM130 132V131H129ZM134 132V130H133ZM137 132V131H136ZM173 132V130H172ZM171 132V133H172ZM177 132V131H176ZM180 132V131H179ZM186 132V131H184ZM194 132V131H193ZM192 132V133H193ZM200 132V131H199ZM203 132V131H201ZM208 132V131H206ZM205 132V133H206ZM211 132V131H210ZM218 132V131H217ZM215 132L214 134L217 137L218 143L222 144L223 146L227 143L228 141L225 139V137L222 136V130L220 133ZM244 132V131H243ZM5 133L8 134L7 131H5ZM11 133V132H10ZM21 133V132H20ZM24 133V132H23ZM115 133V132H114ZM125 133V132H124ZM197 132H195L194 134H196ZM204 133V132H203ZM239 133V132H236ZM242 133V132H240ZM249 133V132H248ZM2 134V133H0ZM6 134V135H7ZM13 134H16L15 132ZM25 134H27L25 132ZM35 134V131L33 133V135ZM43 133H41L42 135ZM64 134V133H63ZM66 134V133H65ZM72 134V133H71ZM75 134V133H74ZM78 134V133H77ZM97 134V135H99ZM118 134V141H120V143L124 146H126V149L128 150V148H130V144L132 142L127 143L128 142V138L127 141H125L123 139V136L127 133H125L124 135L122 133H117ZM198 134V133H197ZM209 134V133H208ZM231 134V132H230ZM17 135V134H16ZM19 135V134H18ZM21 135H23L21 133ZM29 135V134H28ZM40 135V136H41ZM62 135V134H61ZM60 135V137H61ZM73 135V134H72ZM109 135V134H107ZM110 135H112L110 133ZM129 134H127V137ZM134 135V134H132ZM136 135V134H135ZM171 136H173V134H169ZM177 134H175L176 136ZM182 135V134H181ZM187 135V133H186ZM202 135V134H201ZM242 135V134H239ZM238 135V137H240ZM244 135V133H243ZM256 135V134H255ZM1 136V135H0ZM2 136L4 137V135L2 134ZM1 136V137H2ZM20 136V135H19ZM24 136V135H23ZM30 136V135H29ZM32 136V135H31ZM30 136V137H31ZM35 136V135H34ZM44 136V135H43ZM43 136H41L43 138ZM77 135H75L76 137ZM79 136V134H78ZM82 136V134H81ZM114 136V135H113ZM183 136V135H182ZM185 136V135H184ZM183 136V137H184ZM200 136V133H199ZM237 136V135H236ZM249 136V134H248ZM261 136V135H260ZM8 137V136H5ZM4 137V139H5ZM10 137V134H9ZM8 137V138H9ZM18 137V136H16ZM26 138V136H24ZM36 137L38 139H40L41 137L37 136ZM64 137V135H63ZM73 137V136H72ZM93 137V136H92ZM109 137V136H108ZM115 137V136H114ZM133 137V136H132ZM131 137V138H132ZM138 137V135H137ZM136 137V139H138ZM195 138V136H191L190 139ZM212 134L210 135V138H212ZM232 138V136H230ZM237 137V138H238ZM242 137V136H241ZM14 138V137H12ZM21 138V137H20ZM29 138V137H27ZM26 138V142L29 143V141H27L28 139ZM35 138V137H34ZM41 138V139H42ZM69 138V137H68ZM71 138V135H70ZM97 138V137H96ZM101 138V137H100ZM110 138V137H109ZM185 138V137H184ZM188 138V137H187ZM198 138V137H196ZM195 138V139H196ZM215 138V137H214ZM228 138V136H227ZM235 138V137H234ZM236 138V139H237ZM264 138V137H262ZM15 139V138H14ZM18 139V138H16ZM23 139V138H22ZM20 139V140H22ZM37 139V140H38ZM60 139V138H59ZM67 139V138H66ZM73 139V138H72ZM83 139V138H82ZM105 139V137H104ZM178 139V138H177ZM182 139V138H181ZM179 139V140H181ZM188 139V140H190ZM199 139H201L199 137ZM198 139V140H199ZM240 138H238L239 140ZM244 139V138H243ZM247 139V136H246ZM11 140V139H10ZM8 139L7 144H10V141ZM25 140V139H24ZM23 140V141H24ZM29 140H33L32 138H29ZM36 140V139H35ZM70 140V139H69ZM68 139L66 141H69ZM76 139H74L75 141ZM101 140V139H100ZM113 138L111 139L112 143L113 142ZM139 140V139H138ZM144 140V138H143ZM173 140V139H172ZM194 140V139H193ZM213 140V139H212ZM211 140V142H212ZM235 140V139H234ZM241 140V139H240ZM245 140V139H244ZM260 140V139H259ZM3 141V140H2ZM6 141V140H5ZM30 141V142H31ZM64 141V140H63ZM62 141V143H63ZM80 141V139H79ZM133 141V140H131ZM141 141V140H140ZM176 141V138L174 140V142ZM187 141V140H186ZM215 141V140H213ZM231 141V140H230ZM242 141V140H241ZM238 141L237 145H239V149L242 148V153L243 156L239 157V164L244 168H250L252 165H255L252 163V161H250V158L247 157V154L245 153V148L244 147V142ZM253 141V140H251ZM262 141V140H261ZM260 141V142H261ZM1 142V141H0ZM11 142L13 143L14 141L11 140ZM17 142V141H16ZM21 141L18 140L19 144ZM51 142V141H50ZM70 142V141H69ZM72 142V141H71ZM85 142V141H84ZM98 142V141H97ZM2 143V142H1ZM6 143V142H5ZM11 143V144H12ZM36 143V141H35ZM34 142H31L32 147L33 144H35ZM40 143V142H38ZM41 143H43L41 141ZM40 143V144H41ZM47 143V142H46ZM57 143V142H56ZM60 143V144H62ZM65 144L67 142H64ZM79 143V142H78ZM77 143V144H78ZM108 143V141H107ZM184 143V141L181 140V145ZM208 144L210 142H207ZM214 143V142H213ZM244 143V144H242ZM263 143V142H262ZM21 144V143H20ZM24 144V143H23ZM49 144V143H48ZM68 144V143H67ZM66 144V145H67ZM71 144V143H70ZM76 144V143H75ZM119 144V143H118ZM134 144V143H133ZM168 144H171L168 147ZM177 144V143H175ZM174 144V145H175ZM186 144V143H185ZM184 144V145H185ZM226 144V146H227ZM232 144V143H231ZM257 143H255L256 145ZM6 145V144H5ZM4 144L0 145V157L2 153H5L6 151L8 152L7 147L9 146H5ZM37 145V144H36ZM34 145V146H36ZM64 145V144H63ZM79 145V144H78ZM96 145V144H95ZM103 145V144H102ZM106 145V143H105ZM109 145V144H108ZM113 145H117V144H113ZM146 145V144H145ZM173 145V146H174ZM188 145V144H187ZM191 145V144H190ZM193 145V143H192ZM234 145V144H233ZM249 145V144H248ZM258 145V144H257ZM263 145V144H262ZM261 145V146H262ZM20 146L21 145H17ZM25 145H23L24 147ZM27 146V145H26ZM25 148L27 149L28 146ZM46 146V145H45ZM57 147H59L58 145H56ZM85 146V145H84ZM121 146V145H119ZM189 146V145H188ZM188 146H185V148L187 149ZM209 145H207L208 147ZM211 146V145H210ZM219 146V145H218ZM225 146V148H226ZM242 146V147H241ZM250 146V145H249ZM254 146V145H253ZM264 146V145H263ZM17 148V149H20ZM21 147V149L23 148ZM29 147V148H30ZM31 147V149L33 150V148ZM44 146L42 145V148ZM63 147V146H62ZM108 147V146H106ZM178 147V146H177ZM196 147V146H195ZM230 147V145L227 146ZM260 147V146H259ZM11 148V147H10ZM36 148H39L38 146ZM35 148V149H36ZM40 148V150L42 149ZM46 148V147H45ZM64 148V147H63ZM66 148V147H65ZM70 148V146H69ZM105 148V147H104ZM176 148V147H174ZM182 148V147H181ZM190 148V147H189ZM232 148V154L233 152V146L231 145ZM238 148V147H236ZM235 148V149H236ZM247 148H249L247 146ZM252 148V147H251ZM255 148V147H254ZM14 149V148H13ZM12 149V150H13ZM30 149V150H31ZM55 149V148H54ZM71 149V148H70ZM115 149L117 150V148L115 147ZM121 149V147H120ZM122 149L124 150L123 146ZM183 149V148H182ZM250 149V148H249ZM25 150V149H24ZM23 150V151H24ZM29 150V149H28ZM38 150V149H36ZM57 150V148L55 149ZM67 150V148H66ZM80 150V149H79ZM95 150V149H94ZM107 150V149H106ZM171 151L177 150L178 149H170ZM188 150V149H187ZM190 150V149H189ZM209 150V149H208ZM237 150V149H236ZM16 151V150H15ZM14 151V152H15ZM19 151V150H18ZM22 151V152H23ZM60 151V150H58ZM56 151V152H58ZM62 151V150H61ZM60 151V152H61ZM68 151V150H67ZM71 151V150H70ZM77 151V150H76ZM75 151V152H76ZM85 151V150H84ZM126 151V150H125ZM133 151V150H132ZM130 151V152H132ZM230 151V150H228ZM235 151V150H234ZM238 151V150H237ZM259 151V150H258ZM21 152V153H22ZM27 152V150H26ZM66 152V151H65ZM189 152V151H188ZM239 152V151H238ZM237 152V153H238ZM241 152H239V154H241ZM260 152V151H259ZM258 152V153H259ZM262 152V151H261ZM20 153V152H19ZM20 153V154H21ZM34 153V151H33ZM39 153V150H38ZM52 153L53 150H52ZM52 153L50 155H52ZM70 153V152H69ZM79 153V152H78ZM82 153V152H81ZM172 153V152H171ZM179 153V152H178ZM183 153L184 150H183ZM215 153V151H214ZM228 153V152H227ZM231 153V152H230ZM254 153V152H253ZM59 154V153H58ZM73 154V153H72ZM93 154V153H92ZM116 154V153H115ZM123 154V152H122ZM134 154V153H133ZM136 154V153H135ZM212 154V153H211ZM229 154V153H228ZM231 154V156H232ZM246 154V155H245ZM17 152L15 155V158L17 156ZM31 155V153H30ZM77 155V154H76ZM75 155V156H76ZM79 155V154H78ZM94 155V154H93ZM106 155V154H105ZM125 155V154H124ZM130 155V154H129ZM138 155V154H137ZM235 155V154H234ZM237 155V154H236ZM262 155V154H260ZM264 155V154H263ZM262 155V156H263ZM5 156V155H4ZM3 156V158H4ZM12 156V155H11ZM59 156V155H58ZM56 156V157H58ZM72 156V155H71ZM132 156V155H131ZM131 156H128L129 158ZM212 156V155H211ZM230 156V157H231ZM240 156V155H239ZM254 155H252V159ZM8 157V156H7ZM62 157V156H61ZM66 157H67V153H66ZM126 157V156H125ZM135 157V156H134ZM180 157H182L180 155ZM229 157V160H231ZM260 157V156H259ZM264 157V156H263ZM10 156L8 157V162H10ZM23 158V157H22ZM51 158V157H50ZM55 158V157H54ZM53 158V159H54ZM70 158V156H69ZM138 158V156L136 157ZM238 158V157H237ZM249 158V159H248ZM256 158V157H255ZM261 158V157H260ZM7 159V158H4ZM13 159V158H12ZM20 159V158H19ZM24 159V158H23ZM22 159V160H23ZM30 159V158H29ZM58 159V158H57ZM62 159L61 158V163H62ZM68 159V158H67ZM73 159V157H72ZM197 159V158H196ZM201 159V158H200ZM235 159V158H234ZM233 159V160H234ZM262 159V158H261ZM3 160V159H2ZM1 160V162H2ZM21 160V161H22ZM48 160V159H47ZM55 160V159H54ZM56 165L57 162L56 160L54 161ZM89 160V158H88ZM145 160V161H144ZM236 160V159H235ZM256 160V159H255ZM258 160V159H257ZM264 160V159H263ZM15 161V160H14ZM26 161V160H24ZM23 161V162H24ZM49 162L50 159L48 160ZM66 161V159H65ZM76 161V160H75ZM83 161V160H82ZM144 161V162H143ZM183 161V160H182ZM197 161V160H196ZM232 161V160H231ZM5 162V161H3ZM20 162V161H19ZM27 162V161H26ZM48 162V163H49ZM67 162V161H66ZM79 162V161H78ZM186 162V160H185ZM228 162V161H227ZM237 162V161H236ZM256 162V161H255ZM262 162V161H261ZM260 162V165L262 164ZM12 163V162H11ZM10 163V164H11ZM18 163V162H17ZM22 163V162H21ZM21 163L19 164L21 166ZM31 163V162H30ZM29 163V164H30ZM109 163V162H108ZM119 163V162H118ZM123 163V162H122ZM226 163V162H225ZM230 163V162H228ZM8 164V166L10 165ZM25 164V165H24ZM24 166H27L24 162ZM33 164V163H32ZM110 164V163H109ZM2 164H0L1 166ZM13 165V163L11 164ZM15 165V164H14ZM22 165V166H23ZM55 165V164H54ZM73 165V164H72ZM75 165V164H74ZM73 165V166H74ZM100 165V164H99ZM263 165V164H262ZM34 166H37L34 164ZM51 166V165H49ZM68 166V165H67ZM108 166V165H107ZM176 166V165H175ZM173 166V167H175ZM178 166V165H177ZM182 166V165H181ZM259 166V165H258ZM6 167V166H5ZM18 169V165L15 166ZM31 167V166H30ZM27 167V168H30ZM33 167V166H32ZM34 167V170H35ZM65 167V166H64ZM240 167V166H239ZM13 168V166L11 167ZM120 168V167H119ZM224 168V167H223ZM233 168V167H232ZM231 168V169H232ZM237 168V167H236ZM259 168V167H258ZM257 168V169H258ZM3 169V167H2ZM15 169V168H14ZM54 169V168H52ZM239 169V168H238ZM237 169V170H238ZM242 169V171H244ZM246 169V170H247ZM251 169V168H250ZM5 170V169H4ZM10 170V169H9ZM13 170V169H11ZM20 173L21 170H24L23 167L22 169L19 168ZM28 170H32L31 168ZM27 170V171H28ZM107 170V169H106ZM109 170V169H108ZM173 170V169H171ZM227 169H225L226 171ZM236 170V169H235ZM245 170V171H246ZM254 170L255 167H254ZM259 171L264 169H258ZM256 170V172L258 171ZM14 171V170H13ZM11 171V172H13ZM16 171V170H15ZM62 171V170H61ZM64 171V170H63ZM229 171V170H228ZM231 171V170H230ZM234 171V170H233ZM232 171V173H233ZM241 171V170H240ZM248 171V170H247ZM252 171V169L250 170ZM258 171V172H259ZM26 172V169H25ZM49 172V171H48ZM235 172V171H234ZM238 172V171H237ZM254 172V173H256ZM6 173H9L8 170H6ZM19 173V174H20ZM24 173V172H22ZM33 173V170H32ZM80 173V172H79ZM225 172H222V174ZM230 174H232L231 172H229ZM14 173H12V175H14ZM27 174V173H26ZM31 176V172L29 173ZM37 174V173H36ZM35 174V175H36ZM54 174V172H53ZM52 174V175H53ZM70 174V173H69ZM71 174H73L71 172ZM111 174V173H110ZM163 174V173H162ZM169 174V173H168ZM208 174V173H207ZM235 174V173H233ZM249 174V173H248ZM253 174V173H252ZM264 174V173H263ZM2 175V174H0ZM5 175V174H4ZM18 175V174H17ZM23 175V174H21ZM34 175V176H35ZM51 175V177H52ZM206 175V174H205ZM224 175V174H223ZM227 175V174H226ZM225 175V176H226ZM240 175V174H239ZM243 175V174H242ZM254 175V174H253ZM3 176V175H2ZM1 176V177H2ZM29 176V175H28ZM27 176V177H28ZM37 176V175H36ZM35 176V177H36ZM57 176V175H56ZM63 176V173H62ZM78 176V175H77ZM108 176V175H107ZM171 176V175H170ZM169 176V177H170ZM230 176V175H229ZM236 175H234L235 177ZM249 176V175H248ZM7 178H9L8 176H6ZM12 177V176H11ZM16 177V176H15ZM24 177V176H22ZM20 176H17L18 180L20 178H22ZM130 177L132 179H130ZM232 177V175H231ZM233 177V178H234ZM259 177V178H258ZM257 177L258 180V184H260V187H264V178L263 176H259ZM25 178V177H24ZM32 177H30L31 179ZM107 178V177H106ZM176 178V177H175ZM187 178V177H186ZM242 178V176H241ZM26 180H28L27 178H25ZM36 179V178H35ZM169 179V178H167ZM165 178V180H167ZM230 179V178H229ZM255 179V178H254ZM15 180V179H14ZM22 180V179H20ZM56 180V179H55ZM164 180V181H165ZM173 180V179H172ZM17 181V180H15ZM25 180H23L24 182ZM31 182L32 179L30 180ZM37 181V179H36ZM49 181V180H48ZM46 181V182H48ZM175 181V180H174ZM26 182V181H25ZM55 182V181H54ZM109 182V181H107ZM112 182V181H111ZM141 182V184H143ZM168 182V181H166ZM248 182V181H247ZM20 183V182H18ZM37 183V182H36ZM63 183V182H62ZM238 183V182H237ZM257 183V182H256ZM3 184V183H2ZM24 184V183H22ZM30 184V183H29ZM33 184V183H32ZM31 184V185H32ZM168 184V183H167ZM251 184V183H250ZM256 185L259 187V185ZM35 185V184H34ZM71 185V184H70ZM73 185V184H72ZM232 185V184H231ZM142 186V185H141ZM213 186V185H212ZM34 187V186H33ZM48 187V186H47ZM109 187V186H108ZM139 187V186H138ZM6 188V187H4ZM51 187H48V189ZM31 189V188H30ZM57 190V188H55ZM231 189V188H230ZM235 189V188H234ZM237 189V188H236ZM253 189V188H252ZM264 189V188H263ZM32 190V189H31ZM47 190V189H46ZM233 190V189H232ZM257 190V187H256ZM255 190V191H256ZM50 191V190H49ZM53 191V190H52ZM262 192L263 195V191L264 190H260ZM2 192V191H1ZM30 192V191H29ZM51 192V191H50ZM49 192V193H50ZM70 192V190H69ZM141 192V191H140ZM143 192V191H142ZM231 192V191H230ZM237 192V191H236ZM233 193V192H232ZM241 193V192H240ZM53 195H56V198L58 199L57 196V192H54ZM16 196V195H15ZM142 194L139 195V197L137 198H141ZM240 196V195H239ZM257 196V193H256ZM259 196V194H258ZM257 196V197H258ZM13 197V196H12ZM51 197V196H50ZM53 197V196H52ZM222 197V196H221ZM229 197V196H228ZM231 197V196H230ZM254 197V196H253ZM264 197V196H263ZM60 198V197H59ZM147 198V197H146ZM238 198V197H237ZM138 199V200H139ZM227 199V198H226ZM225 199V200H226ZM243 199V198H242ZM258 199V198H257ZM256 199V200H257ZM260 199V198H259ZM53 200V199H52ZM50 200V205H52V213L51 215L49 214V219L51 221H55L56 222L58 220L57 216H58V209L55 206V202L54 204H51ZM55 200V198H54ZM142 200V199H141ZM221 200V199H220ZM252 200V199H251ZM264 200V199H263ZM56 201V200H55ZM227 201V200H226ZM225 201V202H226ZM229 201V200H228ZM241 201V200H240ZM244 201V200H243ZM153 202V201H152ZM162 202V201H161ZM219 202V201H218ZM259 201H257L258 203ZM160 203V202H159ZM164 203V202H163ZM210 203V202H209ZM220 205H218L217 207V211L214 210V213H209L205 218L199 213V212H195V217L192 219L191 223L182 225L183 229L179 230V234L181 237V242H180V246H186L191 248V250L193 249V251L197 250V253H200L198 248L199 246L202 247L199 243H198V238H203L206 240V246H209L211 248V253H215L217 256V262L215 261L214 264H264V232L260 233V230L257 228L260 226H264V211L259 210L260 208H258L257 210V215L259 216V225L256 227L255 225H252L249 223L248 218H245V214L247 213L245 212V210L242 208V205L244 204H240L241 202H239L237 199L232 198L230 199L229 202L224 203L225 205H222L221 202H219ZM218 204V203H217ZM215 204V205H217ZM260 204V202L258 203V205ZM246 205V204H245ZM157 206V205H156ZM257 206V205H256ZM210 207V206H209ZM246 207V206H245ZM244 207V208H245ZM258 207V206H257ZM260 207V206H259ZM262 207V206H261ZM66 208V207H65ZM163 208V207H162ZM215 208V207H214ZM264 208V207H263ZM262 208V209H263ZM190 209V208H189ZM248 209V208H247ZM246 209V210H247ZM146 210V209H145ZM210 210V209H209ZM252 210V208H251ZM175 211V210H174ZM197 211V210H196ZM204 211V210H203ZM1 212V211H0ZM190 212V211H189ZM213 212V211H212ZM69 213V212H68ZM176 213V212H175ZM194 213V212H193ZM205 214V213H204ZM207 214V213H206ZM64 215V214H63ZM68 215V214H67ZM189 216V215H188ZM194 216V215H193ZM256 216V217H258ZM4 217V216H3ZM254 217V216H253ZM48 218V217H47ZM60 218V217H59ZM63 220H65V222L67 223L68 221V217L65 215L63 216ZM190 218V217H189ZM258 220V218H257ZM7 221V220H6ZM21 221V220H20ZM49 221V220H47ZM62 221V220H61ZM187 221V220H186ZM254 222V221H253ZM65 223V224H66ZM59 224V222H58ZM64 224V222H63ZM62 224V225H63ZM167 224V223H166ZM221 224V230H219L216 225ZM256 224V223H255ZM60 225V224H59ZM69 225V224H68ZM175 227V226H174ZM53 228V226H52ZM59 228V227H58ZM62 229V228H61ZM7 230V229H6ZM48 230V229H47ZM64 230V229H63ZM111 230V229H110ZM161 230V229H160ZM168 230V227H167ZM46 231V230H45ZM44 231V232H45ZM67 231V229H66ZM164 231V230H163ZM263 231V230H262ZM58 232V229H57ZM59 231L58 233H54L52 232L53 235L52 238H60L62 236V232ZM47 233V232H46ZM50 234V233H49ZM48 234V236H49ZM107 234V233H106ZM170 234V233H169ZM46 235V234H45ZM3 236V235H2ZM0 236V237H2ZM6 236V235H5ZM47 236V235H46ZM113 236V235H112ZM174 236V235H173ZM100 237V236H99ZM50 238V237H49ZM101 238H106L105 233L101 232ZM175 238V237H174ZM64 239V237H63ZM85 239V238H84ZM87 239V238H86ZM0 240H2V238H0ZM49 240V239H48ZM107 240V239H106ZM56 242V241H55ZM202 242V241H200ZM11 243V242H10ZM80 243V242H79ZM78 243V244H79ZM172 243V242H171ZM5 244V242H4ZM8 244V243H7ZM60 244V243H59ZM202 244V243H201ZM9 245V244H8ZM54 245V244H53ZM56 245V244H55ZM113 245V244H112ZM2 246V245H1ZM7 246V245H6ZM58 246V245H57ZM206 246L204 248H206ZM26 248V247H25ZM63 248V247H62ZM6 250V249H5ZM77 250V249H76ZM202 250L204 251V249L202 248ZM200 250V251H202ZM209 250V249H208ZM56 251V250H55ZM62 252V251H61ZM178 252V250H177ZM180 252V251H179ZM188 252V251H187ZM191 252V251H190ZM196 253V254H197ZM80 254V253H79ZM83 254V253H82ZM181 254V253H180ZM179 254V255H180ZM192 254V252L190 253ZM196 254H193L196 255ZM214 254V255H215ZM188 255V254H187ZM201 255V254H200ZM203 255V253H202ZM61 256V255H60ZM190 256V255H189ZM188 256V257H189ZM199 256V255H198ZM208 256V255H205ZM64 257V256H63ZM62 257V258H63ZM179 257V256H178ZM197 257V256H195ZM200 257V256H199ZM213 257V256H212ZM61 258V257H60ZM61 258V259H62ZM117 258V257H116ZM134 258V257H133ZM180 258V262H184V259H186L185 257L183 258L182 256L179 257ZM191 258V256H190ZM194 258V257H192ZM202 258V257H201ZM18 259V258H17ZM67 259V258H66ZM72 259V258H71ZM83 259V258H82ZM148 259V258H147ZM178 259V258H176ZM200 259V258H199ZM5 260V258H4ZM11 260V259H10ZM9 260V262H10ZM58 260V259H57ZM56 260V261H57ZM64 260V259H63ZM118 260V259H117ZM168 260V259H167ZM191 260V259H190ZM72 261V260H71ZM80 261V260H79ZM197 261H198V257H197ZM201 261V262H200ZM199 261V263H205V259L204 257ZM8 262V261H7ZM55 262V261H54ZM60 262V261H59ZM62 262V260H61ZM78 262V260H77ZM207 262V261H206ZM13 263V261H12ZM10 263V264H12ZM57 263V262H56ZM55 263V264H56ZM64 263V262H62ZM9 264V263H8ZM21 264V263H20ZM53 264V263H52ZM65 264V263H64ZM70 264H72L70 262ZM107 264V262H106ZM117 264V263H114ZM130 264H133V262H130ZM187 264V263H186ZM210 264V263H209Z\"/></svg>",
    "mask_w": 264,
    "mask_h": 264
}]
</instances>
